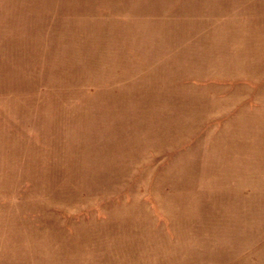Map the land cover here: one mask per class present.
<instances>
[{"label":"rangeland","instance_id":"1","mask_svg":"<svg viewBox=\"0 0 264 264\" xmlns=\"http://www.w3.org/2000/svg\"><path fill=\"white\" fill-rule=\"evenodd\" d=\"M0 264H264V0H0Z\"/></svg>","mask_w":264,"mask_h":264}]
</instances>
